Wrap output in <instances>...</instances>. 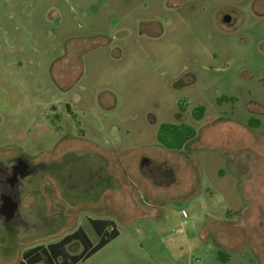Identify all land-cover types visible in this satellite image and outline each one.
Instances as JSON below:
<instances>
[{
	"label": "rangeland",
	"instance_id": "obj_1",
	"mask_svg": "<svg viewBox=\"0 0 264 264\" xmlns=\"http://www.w3.org/2000/svg\"><path fill=\"white\" fill-rule=\"evenodd\" d=\"M161 122L196 135L162 148ZM11 148L51 169L19 197L27 228L0 218V264L78 227L96 243L89 218L119 234L78 264H264V0H0ZM89 162L112 183L87 191Z\"/></svg>",
	"mask_w": 264,
	"mask_h": 264
},
{
	"label": "trees",
	"instance_id": "obj_2",
	"mask_svg": "<svg viewBox=\"0 0 264 264\" xmlns=\"http://www.w3.org/2000/svg\"><path fill=\"white\" fill-rule=\"evenodd\" d=\"M203 112V107L196 106L192 110V116L199 120L202 118ZM195 135L196 130L191 124L161 122L157 127L156 140L165 149L176 150L182 148ZM88 222L98 237L96 243H93L86 232L78 227L54 242L35 245L25 250L17 264H37L41 261L44 264H78L119 234L115 222L109 218H89ZM73 241H78L81 244V250L77 253L67 251V246Z\"/></svg>",
	"mask_w": 264,
	"mask_h": 264
},
{
	"label": "flooded vegetation",
	"instance_id": "obj_3",
	"mask_svg": "<svg viewBox=\"0 0 264 264\" xmlns=\"http://www.w3.org/2000/svg\"><path fill=\"white\" fill-rule=\"evenodd\" d=\"M42 162H33L21 151L15 149H0V218L6 226L27 228L24 223V218L19 212V197L28 189L31 183V176L36 174L41 169H51L48 165ZM91 168L87 170L86 190L92 192L94 187L98 188L101 183H107L104 176H101L98 171ZM95 188V190H97ZM16 203L15 212L10 215L8 208L10 204ZM14 229V228H13ZM15 230V229H14ZM27 230V229H26Z\"/></svg>",
	"mask_w": 264,
	"mask_h": 264
},
{
	"label": "crops",
	"instance_id": "obj_4",
	"mask_svg": "<svg viewBox=\"0 0 264 264\" xmlns=\"http://www.w3.org/2000/svg\"><path fill=\"white\" fill-rule=\"evenodd\" d=\"M163 148V147H162ZM157 161H153V160H149V159H147V158H145L144 159V161H143V164H146V163H156ZM69 161H67V160H65V163H64V165H65V167H68V165H69ZM108 164V163H107ZM94 165V163H88V165H87V169H88V167H90V166H93ZM108 167L109 168H111L109 165H108ZM105 178H106V180H107V184L109 185V183H110V181L109 180H111V183H112V180H113V176H112V173L110 172V169L108 170V171H106V174H105ZM83 182V181H82ZM97 188V187H96ZM95 191H97V190H95ZM92 193V192H91ZM90 196V195H89ZM81 200L82 199V197H78L77 196V199L76 200ZM89 199H93V197L91 198V197H89ZM94 201V200H93Z\"/></svg>",
	"mask_w": 264,
	"mask_h": 264
},
{
	"label": "water",
	"instance_id": "obj_5",
	"mask_svg": "<svg viewBox=\"0 0 264 264\" xmlns=\"http://www.w3.org/2000/svg\"><path fill=\"white\" fill-rule=\"evenodd\" d=\"M229 20H230V16H229L228 14H225V15L223 16V21H224V22H228ZM16 208H17L16 203H12V204H10V206H9V208H8V212H9V214L12 215V214L15 212Z\"/></svg>",
	"mask_w": 264,
	"mask_h": 264
},
{
	"label": "built area",
	"instance_id": "obj_6",
	"mask_svg": "<svg viewBox=\"0 0 264 264\" xmlns=\"http://www.w3.org/2000/svg\"><path fill=\"white\" fill-rule=\"evenodd\" d=\"M182 215H184V216L186 215V212L184 210H182Z\"/></svg>",
	"mask_w": 264,
	"mask_h": 264
}]
</instances>
